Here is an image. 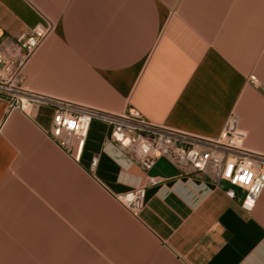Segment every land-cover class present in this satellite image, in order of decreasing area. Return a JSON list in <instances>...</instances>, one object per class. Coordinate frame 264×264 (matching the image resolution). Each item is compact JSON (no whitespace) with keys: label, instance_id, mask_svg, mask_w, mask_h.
I'll return each mask as SVG.
<instances>
[{"label":"crops","instance_id":"obj_1","mask_svg":"<svg viewBox=\"0 0 264 264\" xmlns=\"http://www.w3.org/2000/svg\"><path fill=\"white\" fill-rule=\"evenodd\" d=\"M45 20L25 89L206 139L233 116L264 153V0H0V49L20 56L15 38ZM54 109L0 100V264H264V191L246 212L241 189L186 163L145 171L97 119L76 160ZM146 176L134 215L115 196Z\"/></svg>","mask_w":264,"mask_h":264},{"label":"built area","instance_id":"obj_2","mask_svg":"<svg viewBox=\"0 0 264 264\" xmlns=\"http://www.w3.org/2000/svg\"><path fill=\"white\" fill-rule=\"evenodd\" d=\"M52 30L53 23L45 20L44 24L19 34L15 42L21 50L20 56L9 55L0 49V100L6 103L8 112L19 110L29 115L37 105L54 106L50 134L56 139L62 134L74 135L76 160L91 121L100 120L107 126V140L128 153L145 171L154 166L157 157H165L172 163H186L192 169L210 175L217 183L226 182L229 186L226 193L230 197L234 196V189H241L240 207L246 212L254 208L264 191V153L243 146L245 133L237 127L235 117L228 118L216 139H206L153 123L133 109L111 113L25 89L21 84L25 65ZM248 79L257 85L254 75ZM96 163L97 158L94 157L92 169ZM158 182L156 177L146 176L141 185L115 197L132 214L137 215L143 207L146 188Z\"/></svg>","mask_w":264,"mask_h":264}]
</instances>
